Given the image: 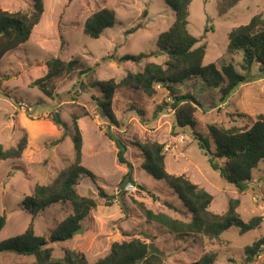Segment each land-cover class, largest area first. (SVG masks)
<instances>
[{"label": "rangeland", "instance_id": "rangeland-1", "mask_svg": "<svg viewBox=\"0 0 264 264\" xmlns=\"http://www.w3.org/2000/svg\"><path fill=\"white\" fill-rule=\"evenodd\" d=\"M220 1L192 0L187 28L198 39V45H206L203 65L215 63L219 68L232 62L242 73L238 65L240 54L232 58L226 53L227 34L232 24L240 21L220 16ZM42 2L43 13L29 39L0 60V144L9 148L26 138L20 158L0 160V214L6 218L0 241L27 228L30 215L21 209V203L32 193L34 185L50 183L73 160L71 116L76 114L82 137V164L95 176L93 181L81 175L76 189L79 194L94 198L97 207L80 222L81 231L60 242L52 241L50 234L72 213L69 203H54L38 214L33 221L34 233L44 238L43 245L52 249L54 259L61 258L66 249H76L93 263L109 252L112 242L139 238L154 243L163 252V264H188L206 252L215 254L213 264H243L244 247L264 235V159L252 170L246 189L238 191L219 170L211 167L208 159L212 154L199 148L195 133L203 136L213 152L209 125L244 128L258 114H264V74L258 64L251 66L252 79L238 85L224 100L219 89L208 87L200 78L169 88L156 85L153 97L140 91L116 90L111 100L117 120L113 125L100 115L95 98L102 99L104 94L94 84L110 78L117 82L128 72L141 71L147 62L163 64L167 56L156 53V38L173 23L174 12L164 0ZM33 4L34 0H0V9L30 12ZM239 6L240 14L249 8L254 14L264 15V0H242ZM101 8L114 10V24L98 38H91L83 33V24ZM139 53L145 55L139 63L119 61L122 55ZM51 57L65 61L78 58L81 67L57 76L53 80L55 95L48 98L29 84L45 74V63ZM84 66H92L95 71L79 79L78 72ZM80 81L85 87L81 88ZM180 95L194 98L193 129L175 125V111L170 105L174 96ZM53 112H58L67 125L63 139H60L63 129L51 120ZM107 131L125 146L123 155L132 166V184L127 183L122 193L120 183L128 168L118 161V146L106 135ZM154 140L164 144V162L169 173L182 174L212 194L209 210L224 213L229 200L237 198L240 218L248 221L262 216L259 227L240 234L232 226L212 239L197 234L176 236L160 224L147 221L139 203L153 212H165L181 220L190 217L166 183L154 179L142 168L144 157L136 143ZM213 159L219 165L224 163L222 159ZM97 187L114 196L111 205L105 204ZM0 264H35V261L33 256L0 252ZM253 264H264V247Z\"/></svg>", "mask_w": 264, "mask_h": 264}, {"label": "trees", "instance_id": "trees-1", "mask_svg": "<svg viewBox=\"0 0 264 264\" xmlns=\"http://www.w3.org/2000/svg\"><path fill=\"white\" fill-rule=\"evenodd\" d=\"M164 1L174 12L173 23L156 38V53L165 54L167 56L165 62L163 64L147 62L141 71L128 72L117 82L113 78L94 82V85H98L104 94L102 99L95 98L97 107L100 108V115L110 124L117 123L111 100L114 92L119 89L140 91L147 97H153L156 94V85L160 84L169 88L172 84L183 83L191 78H200L208 87L219 89L221 100H224L238 85L252 79L250 71L253 63L258 64L259 71L264 74L263 14H254L247 23L232 27L227 34L226 53L232 58L240 54L238 65L241 73L235 69L232 62L222 64L219 68L215 63L203 65L206 45H198V39L187 28L189 6L192 0ZM239 1L221 0L218 8L220 12H224ZM43 9L42 0H34L30 12L0 9V60L6 53L29 39L33 27L40 21ZM114 19V10L101 8L85 19L83 33L91 38H98L105 29L114 24ZM144 56L143 53L125 54L120 56L119 61L139 63ZM45 65V74L31 81L29 87L37 88L48 98L55 95L53 80L57 76L72 73L81 67L78 58L65 61L58 57H51ZM94 71V67L84 66L78 72V78H84ZM79 85L83 88L86 84L80 81ZM194 105V98L191 95L174 96L170 106L175 111V125L178 128L193 129L195 127ZM50 116L53 124L63 129L60 136V139H63L67 135L65 121L58 112H53ZM71 119L74 128L73 160L50 183H36L32 193L23 198L21 209L30 215V222L21 234L0 241V252L33 256L35 264H163V256L150 254L149 243L139 238L112 242L106 255L90 263L86 256L76 249H66L61 258L54 259L52 249L43 245L44 238L35 235L34 219L41 211L54 203L68 202L72 209V213L63 219L50 234V239L58 242L72 238L73 232L80 227V222L97 207V201L94 198L81 195L76 189L81 175H87L93 181L95 176L82 164V137L77 125L78 116L73 114ZM208 134L214 147L213 152L201 134L195 133V139L199 148L206 149L209 155L212 154V157L208 159L209 164L214 170H219L220 175L238 191H244L252 179V170L264 159V114H258L250 126L244 128L211 124L208 126ZM106 135L116 142L117 159L128 168V172L120 183L119 192L122 193L127 183L132 184L130 176L132 166L123 155L125 146L120 145V140L111 131H107ZM136 144L144 157L142 168L154 179L164 181L181 202L186 215H190L188 220H181L165 212H153L139 203L147 221L160 224L176 236L197 234L212 239L218 238L232 226L237 227L240 234L259 227L262 216H254L248 221L240 218L236 211L239 204L237 198L229 200L228 208L224 213L219 214L209 210L213 199L212 194L186 176L172 174L166 170L163 143L154 140L138 141ZM25 148V136L13 147L4 148L0 144V160L18 159ZM213 158L222 159L224 163L219 165ZM97 190L98 195L105 199L106 205L113 203L114 196L108 195L102 188L97 187ZM169 207H172L171 204ZM5 221V215L0 214V232L5 226ZM263 247L264 235L246 245L243 250V264H253ZM214 261L215 254L206 252L188 264H213Z\"/></svg>", "mask_w": 264, "mask_h": 264}, {"label": "crops", "instance_id": "crops-1", "mask_svg": "<svg viewBox=\"0 0 264 264\" xmlns=\"http://www.w3.org/2000/svg\"><path fill=\"white\" fill-rule=\"evenodd\" d=\"M241 1L242 0H240L239 2H237L232 7L226 9V11L219 13V15L222 16L224 19H231V18L236 19V18H238V21H240V22L235 23V24H232L233 27L238 26V25H241V24H245V23H243L244 20L249 21L250 18L255 13L254 11H252L251 9L248 8V10L245 13L240 14V12H239V10H240L239 3Z\"/></svg>", "mask_w": 264, "mask_h": 264}, {"label": "water", "instance_id": "water-1", "mask_svg": "<svg viewBox=\"0 0 264 264\" xmlns=\"http://www.w3.org/2000/svg\"><path fill=\"white\" fill-rule=\"evenodd\" d=\"M79 231H81V228H80V227L77 228L73 233H77V232H79ZM148 248H149V253H150V254H155V255H159V256H162V255H163V252L160 251V250L155 246V244L152 243V242H150V243L148 244Z\"/></svg>", "mask_w": 264, "mask_h": 264}, {"label": "built area", "instance_id": "built-area-1", "mask_svg": "<svg viewBox=\"0 0 264 264\" xmlns=\"http://www.w3.org/2000/svg\"><path fill=\"white\" fill-rule=\"evenodd\" d=\"M130 185V184H129Z\"/></svg>", "mask_w": 264, "mask_h": 264}]
</instances>
